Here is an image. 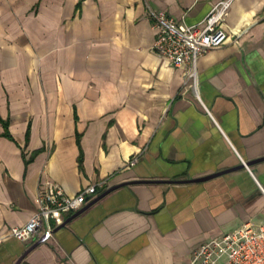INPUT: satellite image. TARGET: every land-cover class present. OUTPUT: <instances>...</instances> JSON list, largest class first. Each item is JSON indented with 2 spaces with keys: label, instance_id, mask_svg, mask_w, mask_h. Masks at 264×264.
I'll list each match as a JSON object with an SVG mask.
<instances>
[{
  "label": "crops",
  "instance_id": "1",
  "mask_svg": "<svg viewBox=\"0 0 264 264\" xmlns=\"http://www.w3.org/2000/svg\"><path fill=\"white\" fill-rule=\"evenodd\" d=\"M218 1L0 0V264H187L264 224V0L232 1L196 89L152 48L149 9L194 25ZM47 182L96 193L11 237Z\"/></svg>",
  "mask_w": 264,
  "mask_h": 264
},
{
  "label": "built area",
  "instance_id": "2",
  "mask_svg": "<svg viewBox=\"0 0 264 264\" xmlns=\"http://www.w3.org/2000/svg\"><path fill=\"white\" fill-rule=\"evenodd\" d=\"M233 0H220L199 24L190 25L169 16L165 11L149 9L156 33L153 50L173 67L183 69L184 85L196 89L199 57L223 45L231 35L224 22ZM198 96V95H197ZM136 158L130 160L134 165ZM96 193L90 185L76 194H68L54 182L41 184L36 193L37 208L23 225L13 226L9 235L19 240L49 236L54 221L80 210ZM0 236V242L3 241ZM187 264H264V224L245 222L240 226L200 244Z\"/></svg>",
  "mask_w": 264,
  "mask_h": 264
},
{
  "label": "water",
  "instance_id": "3",
  "mask_svg": "<svg viewBox=\"0 0 264 264\" xmlns=\"http://www.w3.org/2000/svg\"><path fill=\"white\" fill-rule=\"evenodd\" d=\"M260 160H262V159H258L257 161H249V162H246L245 164L243 163V165L242 166H250L251 164H253V163H255V162H258V161H260ZM213 176H215V175H209V176H206V177H201V178H198V179H195V180H198V181H201V180H205V179H208V178H211V177H213ZM106 194V193H105ZM104 194V195H105ZM103 196V195H102ZM101 196V197H102ZM80 211H78L77 213H75L72 217H74V216H76L78 213H79ZM67 221H65L63 224H65ZM46 238H47V236L46 235H43L33 246H36V245H38L39 243H41V242H43V241H45L46 240Z\"/></svg>",
  "mask_w": 264,
  "mask_h": 264
}]
</instances>
